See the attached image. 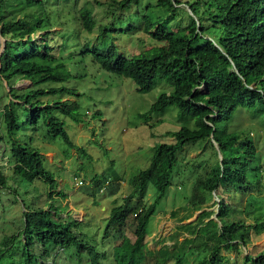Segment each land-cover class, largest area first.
<instances>
[{
    "label": "trees",
    "instance_id": "obj_1",
    "mask_svg": "<svg viewBox=\"0 0 264 264\" xmlns=\"http://www.w3.org/2000/svg\"><path fill=\"white\" fill-rule=\"evenodd\" d=\"M12 1L0 0V35L4 39L0 79L8 88L0 110V143L8 147L7 159L12 173L28 183L39 179L48 184L51 196V191H56L55 179L43 165V154L19 138L18 130L36 126L44 137L61 136L68 146L74 147L60 115L80 121L78 103L67 97L78 93L66 85H43L63 82L73 76L60 57L62 51L53 50L50 30L42 32L38 42L31 35L48 24L45 1ZM146 1L108 0L105 12L109 21L98 24L91 7L83 5L79 10L83 28L87 32L97 30L96 42L90 46L87 42L85 51L92 53L93 60L102 69L130 77L138 91L149 90L157 80L171 86L169 91H161L140 115L146 117L147 113L163 111L173 105L178 117L184 120L171 132L173 140L157 143L148 165L129 178L130 189L120 203L110 207L104 233L121 236L119 242L112 245L115 264H158L170 257L177 263L188 247L195 252L200 244L207 247L209 253L194 264H228L224 253L237 244L232 241L238 239L244 243L249 229L257 233L264 231V219L255 216L253 222L245 224L243 218H229L228 204L223 199L217 202L219 223L210 217L212 210L202 209L195 221L179 225L190 236H184L178 244L175 241L173 248L158 257L144 255V237L148 219L171 182L176 151L187 142L202 139L215 156L208 170L192 183L187 202L195 209L206 204L211 192L222 183L231 185L238 193L250 194L260 189L262 174L260 167L254 164L256 143L249 133H235L229 125L239 105H258L264 114V0ZM181 2L190 10L189 20L180 30H173L169 22ZM146 5L158 7L166 14H147ZM131 7L136 9V16L141 14L149 35L164 42L126 56L117 51L113 41H107V32L122 31L124 21L130 23L134 19L128 12ZM18 78L28 79L31 85L18 89L15 85ZM56 94L57 97H52ZM40 96L48 97L41 99ZM63 96L67 98L62 100ZM17 106L19 111H26L24 118ZM6 179L0 165V187H5ZM89 181L92 193L104 187L112 193L118 185L109 181L104 184L106 178L98 174ZM149 184L155 191L152 201L145 205L143 197ZM13 192L17 199V190ZM59 192L66 197L63 191ZM20 200L21 228L0 238V264H47L43 258L57 259V253L60 257L70 249L78 261L86 257L89 264L100 263L102 253L95 244L79 236L76 220L58 216L53 200L48 208L36 206L25 196ZM204 217L208 219L205 221ZM201 224L205 225L203 230L199 228ZM124 227L132 229V240L123 235ZM193 240L196 242L189 246ZM244 261L243 264H264V252L255 257L245 254Z\"/></svg>",
    "mask_w": 264,
    "mask_h": 264
},
{
    "label": "rangeland",
    "instance_id": "obj_2",
    "mask_svg": "<svg viewBox=\"0 0 264 264\" xmlns=\"http://www.w3.org/2000/svg\"><path fill=\"white\" fill-rule=\"evenodd\" d=\"M44 1L49 18L48 24L46 28L36 30L31 35L38 42L40 34L50 30L53 50L59 53L62 51L60 57L64 59L65 67L73 76L63 82L43 85H66L74 88L78 94H69L67 97L78 103L77 113L80 121L76 122L68 116L60 115L68 136L75 144L74 147L68 146L61 136L50 139L44 137L43 131L36 126L18 130L19 138L37 147L43 154V165L52 172L55 179L56 191H51V196L48 195V184L39 179L28 183L12 173L7 159L8 147L4 146L5 149L3 143H0V165L7 178L5 187H0V238L4 234L20 230L23 209L20 199L23 196L35 202L36 206L44 208H48L49 202L53 200L52 204L58 208V216L76 220L75 228L81 232L79 236L95 244L97 250L102 253L99 264H115L112 245L119 242L121 236L116 233L106 236L104 233L109 209L113 204L120 203L122 196L128 193L129 178L148 165L154 146L163 141H172L171 132L183 124L184 120L178 117L177 108L173 105L142 117L140 113L146 112L157 95L161 91H169L171 86L163 83V80H157L149 90L138 91L130 77L102 69L93 60L92 53L85 51L87 42L89 46L96 42L97 30L94 28L92 32H87L83 28L79 10L83 5L89 6L92 8L96 24L108 22L109 17L105 12L108 0ZM146 2L154 3L155 0ZM128 12L134 19L130 23L124 21L122 31L107 32V41H113L118 52L128 56L164 42L149 35L143 27L141 14L135 15L134 7ZM146 13L162 16L166 14L164 10L155 6L146 9ZM188 14H190L188 6L183 2L179 3L176 14L169 22L170 27L173 30H180L187 24ZM15 85L18 89H25L31 84L28 79L18 78ZM7 89L6 82L0 79V110L6 101ZM57 96L58 94L52 97ZM47 97L40 96L41 99ZM67 97L63 96L61 99ZM19 109L17 106V111ZM262 112L258 105H239L233 111L229 125L235 133L242 135L249 133V137L256 143L254 164L260 167L259 172L262 174L260 189L250 194L238 193L231 185L222 183L211 192V198L206 204L195 209L187 202L192 183L197 176L208 170L215 156L212 148L202 139L185 143L176 151L177 161L173 165L171 182L166 194L158 201L148 219L147 233L144 237L145 256L158 257L166 249L173 248L175 241L178 244L184 236H188V231L179 228V225L195 221L202 209L212 210L210 217L218 222L216 213L219 199L228 204L229 218H243L245 224L253 222L255 216L264 219ZM19 114L24 118L26 111L20 110ZM185 122L192 123L188 120ZM95 174L106 178L104 184L109 181V184L118 185L112 193L107 187L92 193L93 186L89 179ZM79 178L84 179L83 183H78ZM148 187L143 197L145 205L152 201L155 191L151 184ZM15 189L19 199H16L13 192ZM59 191H63L66 197L59 195ZM207 219L203 218L205 221ZM204 226L201 224L199 228L203 230ZM122 233L131 240L134 238L130 227H124ZM245 240L244 243L238 239L232 241L237 244L224 253L228 264H243L245 254L255 257L264 252V231L257 233L249 229ZM195 242L193 240L189 246ZM199 243L198 241L197 244ZM190 248L184 251V255L177 263L170 257L158 264H194L209 253V249L203 244H200L195 252L190 251ZM70 251L62 253L60 257L57 253V259L45 257L43 260L47 264H89L86 257L78 261L74 258L72 249Z\"/></svg>",
    "mask_w": 264,
    "mask_h": 264
},
{
    "label": "water",
    "instance_id": "obj_3",
    "mask_svg": "<svg viewBox=\"0 0 264 264\" xmlns=\"http://www.w3.org/2000/svg\"><path fill=\"white\" fill-rule=\"evenodd\" d=\"M3 47H4V39H3V37L0 35V52L2 51Z\"/></svg>",
    "mask_w": 264,
    "mask_h": 264
},
{
    "label": "built area",
    "instance_id": "obj_4",
    "mask_svg": "<svg viewBox=\"0 0 264 264\" xmlns=\"http://www.w3.org/2000/svg\"><path fill=\"white\" fill-rule=\"evenodd\" d=\"M78 183H83V181L81 179L78 180Z\"/></svg>",
    "mask_w": 264,
    "mask_h": 264
}]
</instances>
